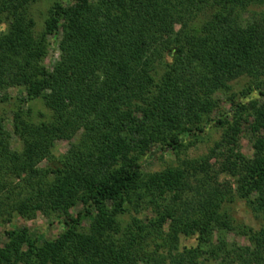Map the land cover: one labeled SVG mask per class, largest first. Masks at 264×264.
Instances as JSON below:
<instances>
[{
    "label": "trees",
    "instance_id": "trees-1",
    "mask_svg": "<svg viewBox=\"0 0 264 264\" xmlns=\"http://www.w3.org/2000/svg\"><path fill=\"white\" fill-rule=\"evenodd\" d=\"M34 1L0 0V27L8 24L0 33V92L22 88L12 110L21 150L12 149L0 115V195L2 176L19 178L31 192L13 208L23 217L57 214L66 228L43 242L27 227L7 231L0 264H202L204 254L221 264H264V228L242 227L247 246L223 238L213 244L214 232L232 225L216 185L191 210L123 221L168 197L177 203L193 173L215 182L209 161L223 147L221 170L236 177V192L253 213L264 212V0L57 1L38 34L29 12ZM253 3L263 9L244 18ZM54 35L60 58L49 69L44 58ZM244 75L255 82L236 98L230 83ZM217 94L229 96L237 118L252 117L255 157L240 152L238 119L219 118L223 138L201 163L145 174L143 157L155 147L176 153L186 136L205 131ZM38 102L50 119L33 120ZM62 139L70 149L56 157ZM78 204L82 210L70 214ZM193 237L196 245L188 242Z\"/></svg>",
    "mask_w": 264,
    "mask_h": 264
},
{
    "label": "rangeland",
    "instance_id": "rangeland-1",
    "mask_svg": "<svg viewBox=\"0 0 264 264\" xmlns=\"http://www.w3.org/2000/svg\"><path fill=\"white\" fill-rule=\"evenodd\" d=\"M57 1L70 3L72 0H35L31 3L29 12L36 22L35 33L38 34L43 31L49 9ZM262 9V6L253 3L248 7L247 11L243 13V16L244 18H249L253 16V14L259 13ZM7 27V23L3 24V26L0 27V33L5 31ZM59 41V35L50 37L48 49L44 58V65L49 69H53L60 58ZM252 82L255 81L246 75L231 81L232 93L237 96L236 98H239L244 89L248 88ZM21 91L22 88L20 87H10L7 92H0V98L4 96L5 93L10 97L6 101L0 100V115L4 116L6 119V126L11 133V147L15 150H21L22 144L13 133L12 110L16 102V97H18L17 95ZM217 96V98H219V105L212 114L213 121L205 127V131L198 133L196 137L190 135L186 136L183 141L184 146L176 153L172 150L165 151L155 147L151 153L143 157L142 171L145 174L160 172L171 167L185 168L188 163L191 164L194 161L201 163V161L212 154V150L215 149L216 143L223 138L225 128L221 127L217 122L219 118L226 119L228 123H234L238 119L242 127V133L239 139L240 152L247 158L255 157L256 154L251 141L252 129L250 124L252 123V117L244 115L242 119L237 118L234 111H232L233 105L229 96L224 94H217ZM246 101L247 100H245V102ZM33 108L34 113L32 116L35 121L50 119L52 117V112L46 108L42 102L33 104ZM70 145V141L66 139L58 140L53 148V154L56 157H60L68 153ZM225 150L226 147L216 149L215 153L217 152L219 155H213L214 157H211L209 161V175L211 174V181L214 178L213 180H215V182L213 181L211 182L212 184H209L208 180L204 178V173L194 177L195 173H193V170H190V175L193 174L188 181V191L183 195L181 200L175 203L171 197H168V200L162 201L161 207L151 205L143 207L140 213L131 211L129 215L123 217V221L127 223L130 222L132 218H138L143 222H148L151 218L156 217L157 210L174 208L179 210L180 213L184 212V210H191L192 207L196 206L200 195L203 194L205 190H210L212 186L216 185L218 186L217 188L227 196L222 208L231 217L232 225L226 230L215 231L214 235L211 237L213 244L217 245L219 238H223L229 245H250L248 236L245 235L241 229L243 226H249L255 230L264 228V212L257 214L253 213L246 200L240 198L236 192V177L221 170L224 161L222 154ZM47 163V160H44L40 163L39 167L45 168ZM2 177L6 184V191L0 195V247H4L8 244L7 231L19 230L23 227H27L31 236L39 239L40 242L56 239L64 232L66 226L63 219H60L57 214H46L42 211H38L32 217H23L20 215L13 206L16 202L25 198L31 192V188L27 187L24 181L12 175ZM82 207V204H78L71 208L70 214L75 215L78 211L82 210ZM90 223L91 218H86L83 221V226L89 227ZM169 224L170 221L166 224V231H168ZM180 239L179 250L182 251L185 238L181 235ZM188 242L192 245H196L198 241L193 237ZM156 247L155 243L152 242L150 243L149 249L153 250L156 249ZM160 252L165 251L161 249ZM200 261L202 264H221V260L211 258L208 254L202 255Z\"/></svg>",
    "mask_w": 264,
    "mask_h": 264
}]
</instances>
